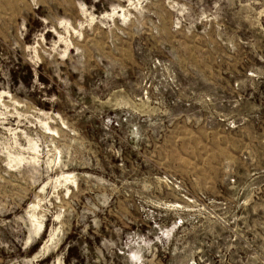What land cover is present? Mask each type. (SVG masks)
Returning <instances> with one entry per match:
<instances>
[{
	"label": "rangeland",
	"instance_id": "obj_1",
	"mask_svg": "<svg viewBox=\"0 0 264 264\" xmlns=\"http://www.w3.org/2000/svg\"><path fill=\"white\" fill-rule=\"evenodd\" d=\"M0 264H264V0H0Z\"/></svg>",
	"mask_w": 264,
	"mask_h": 264
},
{
	"label": "bare ground",
	"instance_id": "obj_2",
	"mask_svg": "<svg viewBox=\"0 0 264 264\" xmlns=\"http://www.w3.org/2000/svg\"><path fill=\"white\" fill-rule=\"evenodd\" d=\"M38 224V223H37ZM40 225V224H39ZM39 229V226L36 225V227L34 228V230L29 234L30 237L32 238L34 233Z\"/></svg>",
	"mask_w": 264,
	"mask_h": 264
}]
</instances>
